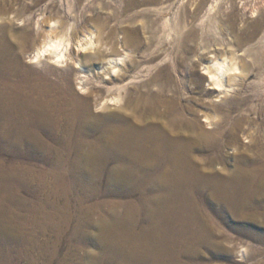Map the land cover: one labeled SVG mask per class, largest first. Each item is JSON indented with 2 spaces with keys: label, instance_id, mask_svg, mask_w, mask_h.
Masks as SVG:
<instances>
[{
  "label": "bare ground",
  "instance_id": "6f19581e",
  "mask_svg": "<svg viewBox=\"0 0 264 264\" xmlns=\"http://www.w3.org/2000/svg\"><path fill=\"white\" fill-rule=\"evenodd\" d=\"M32 1L8 0L0 16V264H210L202 249L214 251L216 219L264 225V137L252 152L241 147V122L228 126L254 65L264 74L260 50L213 49L203 37L188 69L201 94L184 101L181 69L150 66L163 61L159 30L144 28V39L140 27H112L106 41L93 24L101 15L86 17L85 30L41 25L22 13ZM210 22V31L226 28L216 15ZM33 26L42 32L28 65L21 51ZM165 30L180 44V22L167 18ZM103 192L120 198H94ZM246 234L264 242L263 232Z\"/></svg>",
  "mask_w": 264,
  "mask_h": 264
},
{
  "label": "rangeland",
  "instance_id": "374dc122",
  "mask_svg": "<svg viewBox=\"0 0 264 264\" xmlns=\"http://www.w3.org/2000/svg\"><path fill=\"white\" fill-rule=\"evenodd\" d=\"M7 1L8 0H0V16L4 15V9L7 5ZM21 1L27 5L32 3L34 4V1L32 0ZM35 1L38 4H36L31 11L26 10V8L22 9V13L27 19L31 20V22L35 21V23H37L36 20L39 19L37 21H41V25H45L46 21L48 22L49 19H59L65 23L76 22L78 24V28L80 26L81 30H85L83 25L84 19H86V17L93 18L101 15L102 18L98 19L96 22H93V24L96 26L99 25L107 31H104L103 34L106 41H109L110 39L109 31L112 27H140V29H142L141 33L144 39L146 37L144 28L150 29L151 27L153 29L155 28L159 30L160 32L158 36L164 32L163 35L160 36L159 45V37L157 36V38L154 40V48L157 47L154 50L160 55V59L163 61H155L154 63H151L150 66L154 68L159 66L154 69L155 71L153 70L154 72H158L162 68L168 67V70L172 74H175V64L179 70L181 69L180 75L186 81L184 82V88H181V95L183 94L182 96L184 101L191 102L192 100L199 98V95L201 94L193 87L191 82L195 79V77L192 76L190 72H188V69L193 66V62L198 57L200 52V41L203 37L213 39V49L219 47L223 50H226L230 46L232 49H237L238 47L242 51L243 49L250 46H255L258 51L260 50L256 54L255 58H259V60L264 61V0H151L145 4H139L131 9H125L127 8L128 0ZM228 14H232V17H230ZM215 15L219 17L222 27H224L225 24L226 28L228 29L222 28V32L217 30L210 31V20ZM167 18H169L173 23L180 22L182 24L184 28V37L182 39L180 38V44L176 43V38L178 39L176 34L172 33L168 35L167 32L169 30L164 31V22ZM228 18H230V20ZM122 19L124 22L120 23L119 20ZM258 23H262L260 29H257L256 27ZM1 25L2 20L0 19V28ZM33 29L32 38L26 41L25 46L21 51V56L23 60H25V63H29L28 65H32L30 64V55L31 52H33L37 47L41 39V37L39 39V36L42 32H38L35 26H33ZM191 30H197L196 34L192 35L189 39L187 38V40L185 34ZM252 37L253 39L249 40V38ZM223 39L226 40V44H222ZM241 51L240 53L242 54L244 51ZM116 52L119 55L124 54L120 48L117 49ZM87 54L88 53H82L80 54V57L84 59ZM243 57L247 59L250 58L251 63H254V57L252 58L247 54H244ZM139 59L141 60L142 58L140 57ZM97 65L98 63L96 62L93 67L96 68ZM36 68L40 70L45 69L43 66H36ZM256 69L258 68L257 66L255 68L254 65V71L249 75L244 84L243 90L241 91L242 94L244 93L243 95L246 99V102L242 105H236L234 109L235 112H232V117H230L228 120L229 128L236 121L241 122L239 136L241 147L246 149L248 148L251 151L252 149H250V147L253 145L254 140L264 137V74L261 75ZM73 78L75 86L78 89L76 76L74 75ZM217 103L221 104V106H226V102L223 100H220ZM111 110H114L113 105H110L107 110L95 111V113H105L106 111ZM206 110L215 112L214 107L213 110ZM202 116L203 114L200 113V120L203 119ZM245 134H250L249 138H246ZM223 141L226 142L227 138L224 137ZM226 151H229L232 154L234 150L226 148ZM112 194L113 195H109L108 193L103 192V194L100 193L98 196H94V198L101 200L120 198L119 196H115L114 193ZM24 195L29 199H35L33 198L34 196L30 194V192H24ZM121 198L126 199L127 197L122 196ZM225 213V215H229L228 212ZM233 220L227 222L216 219L217 223H215V234L213 236L215 248L213 253H209L204 248L202 249V254L205 259H207L210 264H264V242L253 239L246 234L248 229L249 231L254 229V231L262 234V232L264 233V225L260 224L256 226L241 222L237 219ZM231 234H233V236ZM51 236L52 233L49 232L48 237ZM243 248H245V251L247 252L244 251V253H241L240 251ZM85 249H87L92 255H97L99 253L98 247L92 243H88ZM65 251L66 248L62 247L61 254L63 255ZM81 253H84V251L82 250ZM200 263L201 261L198 262V264Z\"/></svg>",
  "mask_w": 264,
  "mask_h": 264
}]
</instances>
